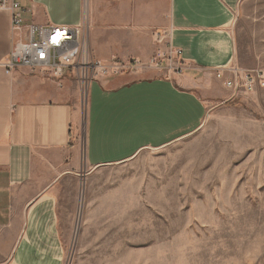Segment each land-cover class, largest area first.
<instances>
[{"label": "crops", "instance_id": "1", "mask_svg": "<svg viewBox=\"0 0 264 264\" xmlns=\"http://www.w3.org/2000/svg\"><path fill=\"white\" fill-rule=\"evenodd\" d=\"M247 1L20 0L27 24L85 21L93 60L141 63L91 81L82 147L79 82L21 66L6 73L9 12L0 10V264H64L67 183L191 136L211 106L235 98L227 67L257 68L237 62L232 30ZM157 53L159 66H148Z\"/></svg>", "mask_w": 264, "mask_h": 264}, {"label": "rangeland", "instance_id": "2", "mask_svg": "<svg viewBox=\"0 0 264 264\" xmlns=\"http://www.w3.org/2000/svg\"><path fill=\"white\" fill-rule=\"evenodd\" d=\"M232 30L237 62L264 74V0L243 4ZM78 86L82 147L88 90ZM61 196L64 264H264V86L211 106L191 136L89 170Z\"/></svg>", "mask_w": 264, "mask_h": 264}, {"label": "built area", "instance_id": "3", "mask_svg": "<svg viewBox=\"0 0 264 264\" xmlns=\"http://www.w3.org/2000/svg\"><path fill=\"white\" fill-rule=\"evenodd\" d=\"M0 10L9 12L11 46L6 61L3 63L6 73L14 67L21 66L31 72L48 77L75 78L83 91H87L91 81L125 71H135L141 67L134 63L105 64L93 60L87 49L88 25L84 21L73 26L46 25L36 26L25 23L20 12V0H0ZM158 42L166 39V32L156 33ZM169 54H172L171 51ZM179 55L180 51H174ZM163 56L157 53L147 63L158 67V60ZM170 57V56H168ZM229 74L224 84L236 92H252L264 86V74L260 69L242 70L236 64L226 69ZM222 77L223 73H217Z\"/></svg>", "mask_w": 264, "mask_h": 264}, {"label": "bare ground", "instance_id": "4", "mask_svg": "<svg viewBox=\"0 0 264 264\" xmlns=\"http://www.w3.org/2000/svg\"><path fill=\"white\" fill-rule=\"evenodd\" d=\"M85 92V91H84Z\"/></svg>", "mask_w": 264, "mask_h": 264}]
</instances>
